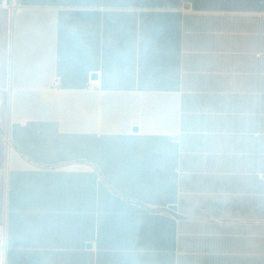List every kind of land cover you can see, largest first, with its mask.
Returning <instances> with one entry per match:
<instances>
[{
	"label": "crops",
	"instance_id": "crops-1",
	"mask_svg": "<svg viewBox=\"0 0 264 264\" xmlns=\"http://www.w3.org/2000/svg\"><path fill=\"white\" fill-rule=\"evenodd\" d=\"M0 264H264V0H0Z\"/></svg>",
	"mask_w": 264,
	"mask_h": 264
},
{
	"label": "trees",
	"instance_id": "trees-1",
	"mask_svg": "<svg viewBox=\"0 0 264 264\" xmlns=\"http://www.w3.org/2000/svg\"><path fill=\"white\" fill-rule=\"evenodd\" d=\"M144 4H157V5H167L172 4L176 5L180 0H143ZM196 5L206 4V3H218V2H234L237 0H191Z\"/></svg>",
	"mask_w": 264,
	"mask_h": 264
},
{
	"label": "built area",
	"instance_id": "built-area-1",
	"mask_svg": "<svg viewBox=\"0 0 264 264\" xmlns=\"http://www.w3.org/2000/svg\"><path fill=\"white\" fill-rule=\"evenodd\" d=\"M91 87H93V85ZM3 138L8 149L11 150L13 148V140L11 134L6 132L3 134Z\"/></svg>",
	"mask_w": 264,
	"mask_h": 264
}]
</instances>
